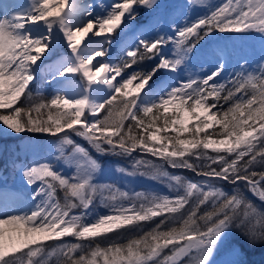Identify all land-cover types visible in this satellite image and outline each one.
<instances>
[{"label":"snow or ice","instance_id":"1","mask_svg":"<svg viewBox=\"0 0 264 264\" xmlns=\"http://www.w3.org/2000/svg\"><path fill=\"white\" fill-rule=\"evenodd\" d=\"M22 134L32 159L8 162L19 187L0 185V264H250L264 0L0 2V135ZM109 157L168 194L102 182Z\"/></svg>","mask_w":264,"mask_h":264},{"label":"trees","instance_id":"2","mask_svg":"<svg viewBox=\"0 0 264 264\" xmlns=\"http://www.w3.org/2000/svg\"><path fill=\"white\" fill-rule=\"evenodd\" d=\"M142 67L144 68H148L149 65H143ZM49 91V89H45V94H47ZM0 136H12V135H0ZM14 136V135H13ZM27 140H29V136L27 134H25L24 137ZM36 140H40V138H34V141ZM77 143L81 144L82 146L86 147L84 141H82L81 139L77 138L75 139ZM0 147L2 149H0V184L3 185L6 181L7 186H14L17 187L19 185V181H17L18 177L17 175H11L9 173V171L11 170V166L8 163L11 159H13L14 157L12 155H14L15 153H17L18 151H16V141L12 138H5L2 141H0ZM93 156H96V153H92ZM16 158V157H15ZM19 158V157H18ZM32 156H26L22 159H18V161H28L31 160ZM107 165H114L116 167H123V168H128V162H122L120 161L118 158L116 157H109L107 160ZM105 161V163H106ZM168 171L174 175H182L185 176L186 178L196 181L198 180L196 177H194L192 175V173L190 172H186L184 170H170L168 169ZM152 182V181H150ZM110 183H114L115 182H110ZM153 183H155L153 181ZM219 186H221L225 191H231V186L227 185V184H223L222 182H218ZM161 185V184H160ZM165 187V186H164ZM121 190H124L123 187H121ZM248 197L249 200H251L258 208L260 209H264V203H261L259 200H257L255 197H252L250 193H245ZM151 227V225L146 226L143 230L147 231L149 230V228ZM138 234V231H133L131 233L129 232H125L124 236L122 238H120L118 240V242L123 243L126 241V239L128 238L129 235H136ZM110 236L115 237V233L109 234ZM107 243V242H105ZM249 261L250 264H264V248H256L253 250L249 251V254L246 257ZM56 259L51 263V264H55Z\"/></svg>","mask_w":264,"mask_h":264},{"label":"rangeland","instance_id":"3","mask_svg":"<svg viewBox=\"0 0 264 264\" xmlns=\"http://www.w3.org/2000/svg\"><path fill=\"white\" fill-rule=\"evenodd\" d=\"M94 2L97 3V4L108 3L109 0H94ZM223 2H224V0H209L210 4H220V3H223ZM97 11H99V8L97 9ZM197 14H199V13H197ZM246 46L250 47V48L256 47V45L252 41H247L246 42ZM255 55H258V53H256ZM148 65L150 66V64H148ZM45 89L47 90V88H45ZM49 91H51V89H49ZM24 137H25V134H22L19 137H17V136L13 137V135L12 136H5V137L0 136V141H2L5 138L6 139L7 138H12V139H14L16 141V147H17L16 151H18V152L15 153L12 156L14 157L13 159L17 160V162H19L18 159H22V158H24L26 156H30L31 155L28 152V150H27L28 149V145L30 144V139L26 141V139ZM77 138L78 137H76L74 139H77ZM40 140H41V138H40ZM33 142H35V141H33ZM84 143H85L86 147H88L87 146V142L84 141ZM0 149H2V148L0 147ZM89 150L91 151V149H89ZM43 151H44V149H43V146H42V143H41V146L37 149V152H38V154H42ZM92 153H95V152H92ZM116 158H118V157H116ZM118 159L120 161H122V162H128L127 160H124L122 158H118ZM106 163H107V161H106ZM108 166H109V172L103 178L102 182H105V183L115 182L116 186H118L120 189H121V187H123L124 190L132 189L134 191H155V192H158V193H161V194H168V189L166 187H164L163 185H160V184H158L156 182L153 183V181L150 182V180H147V179H145L143 177H127V176H124L122 173L116 172V168H117L116 166H114V165H108ZM64 171L67 174L70 170L64 169ZM9 173L11 175H15V174H13L12 170H10ZM192 175H194V174H192ZM17 177H18L17 181H19V185L17 187H19L20 183H21V180H20L19 175H17ZM126 185H127V187H126ZM8 187L12 188L14 186L10 185ZM97 211L100 212V213H103L105 210L103 208H99L98 207ZM68 239H71V238H68ZM55 259L56 258L53 257L52 261L50 262V264Z\"/></svg>","mask_w":264,"mask_h":264},{"label":"bare ground","instance_id":"4","mask_svg":"<svg viewBox=\"0 0 264 264\" xmlns=\"http://www.w3.org/2000/svg\"><path fill=\"white\" fill-rule=\"evenodd\" d=\"M0 2H3V3H12L13 0H0Z\"/></svg>","mask_w":264,"mask_h":264},{"label":"water","instance_id":"5","mask_svg":"<svg viewBox=\"0 0 264 264\" xmlns=\"http://www.w3.org/2000/svg\"><path fill=\"white\" fill-rule=\"evenodd\" d=\"M170 170H173V169H170ZM177 170H179V169H177ZM184 171H186V170H184ZM187 172V171H186ZM194 176V175H193ZM195 177V176H194ZM198 178V177H197ZM198 179H200V178H198Z\"/></svg>","mask_w":264,"mask_h":264}]
</instances>
